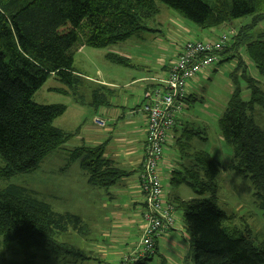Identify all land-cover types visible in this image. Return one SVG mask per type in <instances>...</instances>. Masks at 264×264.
Listing matches in <instances>:
<instances>
[{
    "label": "trees",
    "instance_id": "trees-1",
    "mask_svg": "<svg viewBox=\"0 0 264 264\" xmlns=\"http://www.w3.org/2000/svg\"><path fill=\"white\" fill-rule=\"evenodd\" d=\"M161 5L201 30L213 31L249 18L251 23L239 29L222 57L228 52L227 59H235L246 47L250 61L264 77V30L256 32L264 24V0H213L212 5L201 0H0V158L4 163L0 177L36 169L79 133V129L67 132L54 126L67 112L66 106L33 102L51 76L62 84L51 91L71 97L77 105L97 110L112 105L116 91L109 86H93L89 102L80 94L87 79L74 67L75 51L84 46L105 48L148 31L147 22L161 13ZM106 58L127 65L123 57ZM238 68L234 72L241 73V79L238 73L230 74L233 92L218 122L221 136L233 148L230 169L251 182L264 210V132L253 118L255 107L264 110V87L246 75V66L241 71ZM241 81L250 91L248 101L242 97ZM191 102H195L193 95L186 104ZM185 131L176 146L191 165L173 172L171 186L187 185L197 195L178 200L176 207L183 213L193 264H264V242L257 245L248 232L226 226L229 217L217 201L222 165L208 152L195 149L194 137L204 139L199 133ZM69 162L78 163L95 188L110 189L131 176L105 158L104 145L75 148ZM88 229L79 216L54 210L23 187L0 190V245L20 249L25 255L22 264H36L40 254L41 260L82 257L60 239L72 232L85 235ZM153 254L134 264H148Z\"/></svg>",
    "mask_w": 264,
    "mask_h": 264
},
{
    "label": "rangeland",
    "instance_id": "rangeland-1",
    "mask_svg": "<svg viewBox=\"0 0 264 264\" xmlns=\"http://www.w3.org/2000/svg\"><path fill=\"white\" fill-rule=\"evenodd\" d=\"M201 1L208 5L213 4V0ZM160 8L162 9L161 13L155 19L147 22L148 31L105 48L95 49L84 46L75 51L74 67L78 73H81L87 79V83L80 88V94L86 102L91 100L93 86L109 85L117 92L118 97L113 100L116 104L121 107L126 104L129 105V108H133L142 102L141 84L138 83L129 87H126V85L130 84L133 79H138L147 73L157 72L161 61L168 59L167 55L171 53L170 49L175 50L187 40L202 39L200 35L196 36L195 33H203V36L209 39L219 37L223 33L231 34L232 31H235L237 35L242 26L251 23L249 18L240 19L210 32L209 30L199 29L194 23L184 19L164 5H161ZM263 30L264 24L260 25L256 32L259 33ZM227 53L222 57L223 62L212 67L207 76L201 74L195 79L191 87L195 102L186 104L183 122L186 129L197 132L202 138L207 139V141L195 143L198 150H207L219 163V157L222 153L227 158L223 164L220 163L225 172L218 177L217 181L219 185L217 201L220 208L229 217L226 226L241 233L248 232L249 237L257 245H260L264 242V210L261 209L260 203L253 194L251 182L242 174L230 169L234 162L233 148L221 136L218 121L226 110L233 92V80L230 74L236 70V66L239 65V71L246 66V75L250 74L251 77L257 79L262 87H264V77L259 75L257 69L253 66L246 47L240 49L235 59L228 60ZM108 55L123 57L127 65L111 62L106 58ZM240 63L243 65L241 66ZM238 76L240 78L241 73H238ZM241 85L242 97L248 101L250 91L244 82L241 81ZM61 87L62 84L58 79L51 76L35 93L33 102L40 106L64 105L68 108L62 117L55 120L54 126L56 128L70 131L80 125L81 127L94 126L92 118L95 110L89 105H77L71 97L51 91ZM253 118L264 132V110L261 107H255ZM177 155L181 156L179 149ZM68 163L69 151L67 154L63 151H54L44 158L36 169L30 172L18 173L10 178L0 177V190H4L11 185L23 187L41 201L50 204L56 211L67 209L68 201L64 200L66 196V200H70L77 207L91 212V215L103 224L102 220L105 215L99 217L94 215L90 211V208L93 207L90 204L91 197L82 196L88 188H91L87 183V172L81 170L78 163H73L77 167L63 173L61 169ZM3 167L4 163L0 158V169ZM237 177L240 178L239 182H237ZM93 188L95 187L91 189ZM179 189L184 195L191 194L193 197H197L189 187H180ZM93 190L104 191L107 189ZM170 191L172 192V189ZM172 201L177 207V201L175 199H172ZM76 202H80V204L77 205ZM182 221L183 213L179 210L176 212L177 225L181 226ZM95 223V221H92V227ZM130 232L133 234L130 246H134L139 237L142 238V236L136 232L135 227H132ZM60 241H64V236L61 237ZM185 243L188 247V238ZM186 254L190 258L187 264H193L192 252L186 251ZM38 258L37 262L45 261L41 260V254L38 255ZM50 258L44 264H78V261L76 263L70 261L75 260L74 257H65V259ZM24 262L25 255L16 246L12 250H8L6 246L0 245V264H22ZM90 264H97V262L94 260ZM149 264H161L160 257L156 255Z\"/></svg>",
    "mask_w": 264,
    "mask_h": 264
},
{
    "label": "crops",
    "instance_id": "crops-1",
    "mask_svg": "<svg viewBox=\"0 0 264 264\" xmlns=\"http://www.w3.org/2000/svg\"><path fill=\"white\" fill-rule=\"evenodd\" d=\"M195 35H200L202 40L209 39L204 37L203 33H195ZM217 37L214 39H217ZM180 46L175 50L170 49L171 53L167 55L168 59L161 61L157 72L147 73L138 79H133L130 84L126 85V87H129L134 84H141L142 102L140 104L135 105L133 108H129V105L126 104L121 107L113 101L118 97L117 92H115V95L111 99L112 105L104 106L98 110L93 108L95 110L93 118L94 116H100L105 119V127L101 128L93 123L94 126L81 127L80 125L70 131L65 130L67 132H75L79 129V133L65 144L64 147L67 148H62L58 152L63 151L67 154L69 151L70 156L73 149L81 146L97 147L104 145L105 158L112 162V166L131 173L130 177H125L116 186L104 191L93 190L99 188L91 189L92 186L88 183L89 176L87 174V183L91 188H88L82 196L86 195L91 197L90 204L93 207L90 208V211L94 215L98 217L105 215L102 220L103 224L97 221L91 215V212L77 207L70 200H66V196L64 197V200L66 202L68 201V207L58 212L75 214L89 226L88 232L85 235H80L75 232L64 235L63 242L72 246L82 255V257H74L75 260H70L72 263L78 261V264H90L95 260L97 264H117L123 257L130 255L138 245L141 237H139L134 246H130L131 236L133 235L130 229L135 227L136 232L142 236V216L145 201L140 188L139 177L145 158V144L147 139V118L142 110L144 104L143 96L147 87L155 84L150 79L163 78L167 75L170 66L175 61V56L180 52ZM210 70L208 69L203 76H207ZM142 79L148 80L143 81ZM190 95H193L192 91ZM184 115V113L181 114L174 129L170 132L169 141L163 153L161 175L166 199L171 202H173L172 199L186 201L194 198L191 194L184 195L181 193L179 188L188 187L187 185L179 187L171 186L173 172L177 170L185 171L186 166L191 165L187 157L177 155L178 147L176 146V141L186 135V125L183 122ZM199 138L194 137L192 140L194 146L198 141H207L206 138ZM195 149L198 150L196 146ZM201 151L208 152L204 149ZM73 167L77 166L69 162L61 171L67 173ZM170 189H172V192ZM76 204L79 205L80 202H76ZM92 221L96 222L93 227ZM187 238L184 222H181V226L176 223L174 230L166 232L156 241L155 254L150 257L148 264L153 261L156 255L160 257L161 264H187L190 261L189 256L186 254V251L190 252V244L187 247L185 243ZM50 259L37 262V264H44V262Z\"/></svg>",
    "mask_w": 264,
    "mask_h": 264
},
{
    "label": "built area",
    "instance_id": "built-area-1",
    "mask_svg": "<svg viewBox=\"0 0 264 264\" xmlns=\"http://www.w3.org/2000/svg\"><path fill=\"white\" fill-rule=\"evenodd\" d=\"M235 35L236 32L232 31L231 34H221L217 39L187 40L180 46L167 75L150 79L155 84L145 90L142 106L147 118L146 151L139 177L145 201L143 235L134 251L123 257L120 264H134L153 254L155 240L176 228L177 209L166 199L161 175L163 153L170 132L184 113L192 83L221 62L222 53ZM93 123L101 128L106 126V120L100 116L94 117Z\"/></svg>",
    "mask_w": 264,
    "mask_h": 264
},
{
    "label": "clouds",
    "instance_id": "clouds-1",
    "mask_svg": "<svg viewBox=\"0 0 264 264\" xmlns=\"http://www.w3.org/2000/svg\"><path fill=\"white\" fill-rule=\"evenodd\" d=\"M220 159V163L223 164L225 162V160H227V158L224 157L223 153L221 154V156L219 157ZM225 172V170L221 167L219 170L218 175H222ZM239 177H237V182H239Z\"/></svg>",
    "mask_w": 264,
    "mask_h": 264
}]
</instances>
